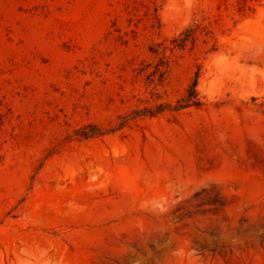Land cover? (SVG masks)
<instances>
[{
  "label": "rangeland",
  "instance_id": "rangeland-1",
  "mask_svg": "<svg viewBox=\"0 0 264 264\" xmlns=\"http://www.w3.org/2000/svg\"><path fill=\"white\" fill-rule=\"evenodd\" d=\"M0 264H264V0H0Z\"/></svg>",
  "mask_w": 264,
  "mask_h": 264
}]
</instances>
